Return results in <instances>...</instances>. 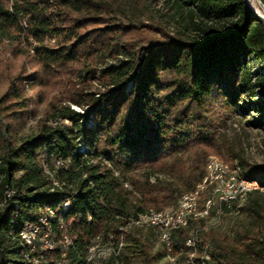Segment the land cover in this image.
<instances>
[{"label": "trees", "instance_id": "trees-1", "mask_svg": "<svg viewBox=\"0 0 264 264\" xmlns=\"http://www.w3.org/2000/svg\"><path fill=\"white\" fill-rule=\"evenodd\" d=\"M180 1L191 27L171 34L139 17L140 0H0V41L13 31L32 40L40 66L14 76L0 93V264H29L25 253L41 264H94L89 249L97 240L111 241L124 264H157L150 235L159 229L134 221L175 204L205 171L191 159L176 187L158 176L151 181V174L173 173L195 143L207 142L215 122L204 120L202 109L214 93L221 107L249 112L247 124L264 126V22L244 0ZM217 22L223 28L210 24ZM55 38L53 46L45 42ZM100 54L117 58L99 68L107 89L66 94L88 105L86 111L52 103L36 132L18 137L28 116L25 86L40 81L41 72L45 79L80 67L91 72ZM252 62L261 65L253 69ZM238 163L243 176L264 187V165ZM254 192L263 194L252 190L239 207L251 224L232 234L209 233L206 246L196 242L203 255L191 258L186 241L191 228H200L195 222L177 227L166 254L193 264H264V202ZM47 207L55 215L43 231L58 244L43 249L36 242L31 252L17 234Z\"/></svg>", "mask_w": 264, "mask_h": 264}, {"label": "rangeland", "instance_id": "rangeland-1", "mask_svg": "<svg viewBox=\"0 0 264 264\" xmlns=\"http://www.w3.org/2000/svg\"><path fill=\"white\" fill-rule=\"evenodd\" d=\"M249 4L257 12L264 14V4L261 0H250ZM138 13L144 22L157 23L162 29L171 34L174 33L176 28L184 27L185 25L189 28L191 27L190 24H187L189 22L188 6L180 0H140ZM210 24L215 28L221 29L225 23ZM188 32L190 31L188 30ZM150 34L159 36L155 30H152ZM45 42L53 46L56 43V38ZM33 46L34 42L32 40H26L23 36H19L16 31H13L11 35L0 41V93L7 88L10 80L17 74H33L34 70H40V66L35 59ZM116 61L117 58L113 56L100 54L93 60L91 72L86 67H80L55 73L49 79H45L44 73L41 72L40 81L32 85L28 84L24 88V94L28 97V116L17 136L25 137L35 133L41 119H46L50 116L52 103H56L58 106L69 104L70 107L80 112L86 111L88 105H76L67 99L66 94L69 93L70 95L74 91L87 94L90 91L102 92L106 90L107 78L100 74L99 68ZM260 65L261 63L252 62L253 69ZM202 112L209 116H204V120L210 121L213 119L215 122L213 124V132L209 134L207 142L195 143V146L184 154L185 162L183 167L173 173L157 172L151 174V181H154L158 176L163 184L176 187L179 180L189 171L186 165L191 159L196 160L202 169L205 170L206 159L209 155H215L229 163L230 161L227 159L230 158V155L236 154L235 161L233 160L229 164L238 163L241 158L249 163L264 165V126L247 124L246 120L250 118L249 112L239 113L221 107L217 93H214L206 107L202 109ZM64 122L67 123L68 120L66 119ZM87 123L92 125L89 121ZM146 170H141V172L143 173ZM141 172L137 171L135 175L140 176L141 174L139 173ZM124 185L130 186L128 182H125ZM260 190L263 191V194L254 192L251 197L259 198L264 202V187ZM203 194L202 197L200 195L201 198L199 197L203 200H198L200 206L208 195L207 192ZM175 204L171 203L170 205ZM151 209L156 210L154 208ZM238 212L222 208L219 211H211L207 218L197 220L195 223L200 228L197 240L203 242L204 247L210 240L209 233L217 235L232 234L234 229L243 228L251 224L252 218L248 213L245 211ZM159 235V232L158 237L150 235L151 252H159L160 258L157 264H187V261L189 264H193L190 263L191 260H185L181 255L177 257L171 256L169 253L166 254L169 250L163 241L160 240ZM53 244L56 245L58 243L55 241ZM89 252L94 264H124L122 256L114 249L111 241L102 243L101 240H97L92 248L89 249ZM202 252L198 247H195V251L189 253V258L201 256L203 255Z\"/></svg>", "mask_w": 264, "mask_h": 264}, {"label": "bare ground", "instance_id": "bare-ground-1", "mask_svg": "<svg viewBox=\"0 0 264 264\" xmlns=\"http://www.w3.org/2000/svg\"><path fill=\"white\" fill-rule=\"evenodd\" d=\"M248 2L250 3V0H248ZM80 147L86 146L81 144ZM209 160H215V163H212V161ZM56 163L61 164V161L57 160ZM229 163L223 161L215 155H209L206 159L204 175L192 191L183 193L178 198L175 205H171L159 211L150 210L145 214L139 215L137 220H135L134 222L136 224L145 223L151 226H156L159 229L160 240H162L166 247L169 249L171 244L170 232L173 229H176L177 227L187 226L190 223L197 222V220L199 219L207 218V216H209L211 212L210 203L212 204V206H214V210L216 211H219L222 208H226L224 204V197L222 196L223 194L231 193L230 195H227V202L232 203L233 206L227 207L226 209L238 212V208L244 203L248 194L254 189H262L263 187L259 186L258 182L255 179H250L243 176L241 173L240 165L237 162L231 164ZM217 164H220L229 170V178H231V180L242 181L238 188L237 184H229L226 187H221V184L218 183V175L212 174V171H217ZM52 182L53 184H56V181L53 178ZM204 192H207L208 195L205 197L203 204L200 206L198 200L202 197V194ZM193 199L194 202H192ZM158 214H161L160 222H158ZM54 215L55 212L52 208H45V210L42 212V215L38 218L39 220L37 222V227L43 228L44 226H48L49 218L53 217ZM30 226H32V223H28L20 229L17 234L18 239L28 248V250H31V252L33 250H36V242H40L41 248L46 249V243L39 241L36 235L26 234L27 228H29ZM189 232L190 236L188 237L186 244L192 247L191 253H193L195 251V243L197 242L198 238V229L191 228ZM44 234L46 239H51L49 231H45ZM29 255L25 253L26 260L29 264H41L42 260H40L38 256ZM205 256L207 257V255ZM54 264H68V262L66 260L60 259L57 260Z\"/></svg>", "mask_w": 264, "mask_h": 264}, {"label": "built area", "instance_id": "built-area-1", "mask_svg": "<svg viewBox=\"0 0 264 264\" xmlns=\"http://www.w3.org/2000/svg\"><path fill=\"white\" fill-rule=\"evenodd\" d=\"M56 159H59L62 163V160L59 157H56ZM209 161H212V163H215V160H209ZM212 174L218 175V183L221 184V187H226L229 184H237V188H238V186H240V183L242 182V181H238V180H231V178H229V170L220 164H217V171H212ZM230 194H223L222 195L224 197V204H225L226 208L233 206L232 203L227 202V195H230ZM192 202H194V199L192 200ZM68 203H70V198L66 199L65 205ZM65 205H62V206L64 207ZM210 210L214 211V206H212L211 203H210ZM160 219H161V214H158V222H160ZM26 234L36 235V237H38L39 241L46 243V247L48 249H51L55 246L53 244L52 239H46L43 228L37 227V220L35 222H32V226L27 228ZM63 237H64V240H69L67 235H64Z\"/></svg>", "mask_w": 264, "mask_h": 264}, {"label": "water", "instance_id": "water-1", "mask_svg": "<svg viewBox=\"0 0 264 264\" xmlns=\"http://www.w3.org/2000/svg\"><path fill=\"white\" fill-rule=\"evenodd\" d=\"M244 2H245V5H246L248 12L253 14L254 16H256L262 22H264V14L257 12L254 8H252V6L249 4L248 0H244Z\"/></svg>", "mask_w": 264, "mask_h": 264}]
</instances>
